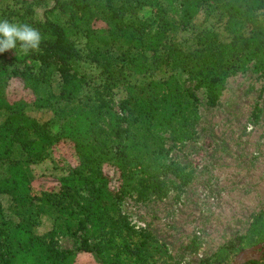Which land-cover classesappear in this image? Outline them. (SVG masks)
<instances>
[{"label":"trees","instance_id":"trees-1","mask_svg":"<svg viewBox=\"0 0 264 264\" xmlns=\"http://www.w3.org/2000/svg\"><path fill=\"white\" fill-rule=\"evenodd\" d=\"M47 1L53 6L41 20L36 10ZM146 8L148 15L141 13ZM55 14L67 20L51 19ZM200 14L205 21L224 20L229 40L221 41L202 20L196 24ZM260 14L264 0H0V20L30 24L43 37L40 49L27 55L17 46L14 67L0 56V264H75L78 253L97 264H157L169 257L164 243L128 222L121 205L127 196L144 202L182 192L193 180L194 169L172 152L209 143L199 90L214 108L229 78L251 72L264 81ZM190 29L193 37L177 43ZM81 61L95 72H79ZM152 71L163 77L129 81ZM11 81L28 95L9 100ZM116 89L124 93L117 111L110 98ZM28 110L52 116L39 122ZM64 142L73 145L77 165L51 178L54 187L35 191L31 166ZM105 166L119 172L118 190L110 188ZM2 197L9 198L16 223L4 216ZM49 214L76 248H57L56 229L46 237L33 232ZM251 226L221 246L213 261L264 243V221Z\"/></svg>","mask_w":264,"mask_h":264},{"label":"rangeland","instance_id":"rangeland-1","mask_svg":"<svg viewBox=\"0 0 264 264\" xmlns=\"http://www.w3.org/2000/svg\"><path fill=\"white\" fill-rule=\"evenodd\" d=\"M47 1L36 10V16L43 20L44 11L52 8ZM150 9L142 14L148 15ZM203 14L195 23L202 20L208 29L217 33L221 41H228L229 34L224 20L215 16L203 20ZM56 21L65 22L67 17L53 15ZM259 19H264L262 14ZM247 33V30H244ZM194 35L190 29L177 36V43H185ZM17 50H8L3 55L8 65L16 66L11 60ZM83 74L95 72L86 62L77 64ZM177 77V71L172 73ZM182 76V75H181ZM163 73L152 71L145 75H134L131 83L146 84L150 80H160ZM263 78L258 73L238 74L227 80L216 107H209V98L204 89L197 92L201 100L203 121L210 128L209 143L204 146L188 144L172 152L179 163L194 169L193 180L179 191L173 189L166 197L137 201L135 195L127 196L121 205V214L127 217L134 227L144 229L159 242L164 243L169 257L157 264H198L200 260L210 259V264H237L241 257L256 256L264 243L242 247L236 255H227L214 262L213 255L221 246L236 236L248 234L255 219L264 221V92L261 91ZM52 90L58 94L60 81L57 76L52 82ZM8 98L18 99L28 95L17 81H11ZM124 97L121 89L111 95L112 105L117 111L118 102ZM28 114L39 122H45L52 114L49 111L28 110ZM78 159L69 142L54 147L50 159L31 166L36 182L35 191H45L54 187L51 178L67 175L70 168L76 166ZM1 172V169H0ZM104 172L110 178V188L118 190L119 172L105 166ZM4 216L17 222L12 214V204L7 197L1 198ZM56 229L55 246L61 250H73L78 246L65 231L59 232L54 216L49 214L40 218V224L33 232L46 237ZM97 259L84 253H78L75 264H97ZM264 264V252L257 260ZM248 261V262H250ZM248 262L244 263L247 264Z\"/></svg>","mask_w":264,"mask_h":264},{"label":"clouds","instance_id":"clouds-1","mask_svg":"<svg viewBox=\"0 0 264 264\" xmlns=\"http://www.w3.org/2000/svg\"><path fill=\"white\" fill-rule=\"evenodd\" d=\"M43 37L40 31L27 23L0 20V53L17 49L25 55L38 51Z\"/></svg>","mask_w":264,"mask_h":264},{"label":"water","instance_id":"water-1","mask_svg":"<svg viewBox=\"0 0 264 264\" xmlns=\"http://www.w3.org/2000/svg\"><path fill=\"white\" fill-rule=\"evenodd\" d=\"M264 252V247L263 249L254 257L250 256V255H246L240 258L239 262L237 264H244L250 260H257L259 259L260 255Z\"/></svg>","mask_w":264,"mask_h":264}]
</instances>
